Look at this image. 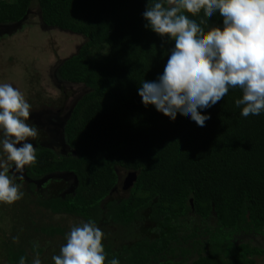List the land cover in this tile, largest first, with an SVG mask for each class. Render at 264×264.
I'll use <instances>...</instances> for the list:
<instances>
[{
  "label": "trees",
  "instance_id": "obj_1",
  "mask_svg": "<svg viewBox=\"0 0 264 264\" xmlns=\"http://www.w3.org/2000/svg\"><path fill=\"white\" fill-rule=\"evenodd\" d=\"M151 2L0 0V23L25 26L37 14L46 26L83 36L79 48L57 64L62 78L89 89L67 122L71 154L58 158L38 143L37 163L28 171L33 179L72 171L78 180L75 193L62 196L55 177L44 191L16 179L24 195L3 218L12 221L10 233L0 227L7 234L10 264H19L21 256L27 264L37 252L42 264H54L52 257L71 229L66 219L55 218L64 213L75 219L72 226L94 221L105 233V264L113 258L120 264H154L172 253L171 241L182 239L179 221L191 204L203 218L214 213L218 222L202 232L207 240L199 239L210 247L209 254L191 264H226L224 249L233 245L236 233L264 234V113L242 117L235 106L242 97L239 88L211 108L198 109L211 117L204 127L189 116L178 113L173 121L153 105L145 107L138 88L163 74L175 46L145 27L143 12ZM202 17L203 12L190 16ZM223 26L217 11L205 27ZM27 101L32 104L30 97ZM41 137L38 132L35 140ZM253 251L247 244L237 246L236 259L238 252Z\"/></svg>",
  "mask_w": 264,
  "mask_h": 264
},
{
  "label": "clouds",
  "instance_id": "obj_2",
  "mask_svg": "<svg viewBox=\"0 0 264 264\" xmlns=\"http://www.w3.org/2000/svg\"><path fill=\"white\" fill-rule=\"evenodd\" d=\"M217 11L223 29L206 30L208 18ZM201 12L199 21L190 18ZM143 17L146 28L175 42L163 74L155 81L143 80L138 88L145 107L153 105L173 121L178 113L189 116L204 127L211 117L198 109L211 108L230 89L239 88L242 97L235 106L241 108L240 115L264 113V0H154ZM30 114L24 94L9 83L0 84V148L6 154L0 157V204L23 198L17 174L22 178L25 166L37 163L29 138L38 135V127L28 123ZM58 215V220L68 217ZM104 236L94 221L72 226L59 254L52 257L54 264H105ZM18 239L13 237V242ZM33 248L38 249L39 242ZM19 264H26V258L21 256ZM31 264H42L39 252ZM108 264L120 261L113 258Z\"/></svg>",
  "mask_w": 264,
  "mask_h": 264
},
{
  "label": "rangeland",
  "instance_id": "obj_3",
  "mask_svg": "<svg viewBox=\"0 0 264 264\" xmlns=\"http://www.w3.org/2000/svg\"><path fill=\"white\" fill-rule=\"evenodd\" d=\"M36 11L34 10V13ZM9 24L14 25L12 30L5 28L0 32V84L9 83L13 87L18 88L24 94L26 100L31 95L45 97L46 92L49 93L47 89L57 91L62 81L60 65L58 64L57 66V61L75 52L83 42L84 37L57 27L46 26L41 22V18L37 14H34L28 25H17V22ZM74 86L81 87V90L79 89L78 93L71 99L66 110L59 112V110L52 109L47 110L46 114L31 111L30 114V118H34L39 123H42L43 126H46L50 130L52 129L54 141L63 147L65 146L60 143H63L62 140L64 143L67 141L66 137L62 139V134L65 133H62L65 125L64 120L69 117L80 95L89 91L88 88H84L82 85ZM43 116H45V119H41ZM35 148L37 154L39 150L37 147ZM76 153L74 151V154ZM55 155L58 158L67 156L61 153ZM30 168L31 166H25L22 178L27 177V172ZM65 175L69 176L67 173L59 174L61 178ZM59 176L57 178H60ZM18 177L20 178L19 174H17ZM123 177L125 179V175ZM41 184L38 185L41 186ZM6 206L7 204H0V227H7L5 229H7V233H10L8 229H11L12 221L8 218H3L7 217L9 213L12 214L13 210L11 209V205ZM5 207L8 209L7 211H5ZM191 209L192 212H195L192 204ZM194 215H184L181 217L183 221L181 225L184 232L182 239L180 238V241H175L176 248L172 253H166L167 255L163 258L160 256L154 264H163L168 260L172 261L171 264H175L183 259L188 264H191L198 257L209 254L210 247H208L207 243H201L199 239L207 240V234L202 232L209 226L215 229L218 226L217 218L214 216V213L207 218H203L197 212ZM61 217V215H58L55 218L61 219ZM74 221L75 219L67 217L64 223L72 227ZM197 228H201V231H197ZM188 235L191 236L187 240L185 237ZM6 238L7 234L0 228V264H10L4 244ZM184 239L187 241H183ZM243 244L249 245L254 251L244 254L238 252L239 258L236 259L237 246ZM227 246L224 249V251H229V253L224 254V259L227 261L226 264H232V262L233 264H264V234L242 231L234 235L233 245L228 244ZM182 248L188 249L192 253L187 255L182 254ZM56 252L58 253V251ZM31 260L27 264H31Z\"/></svg>",
  "mask_w": 264,
  "mask_h": 264
},
{
  "label": "flooded vegetation",
  "instance_id": "obj_4",
  "mask_svg": "<svg viewBox=\"0 0 264 264\" xmlns=\"http://www.w3.org/2000/svg\"><path fill=\"white\" fill-rule=\"evenodd\" d=\"M0 24H1L0 32H2L5 28L7 30H12L14 28V26H5L4 23H0ZM2 25H4V26L2 27ZM1 28H3V29H1ZM57 63H58V61H57ZM57 66H58V64H57ZM61 79H62V81H61L59 89L57 88V91H51L50 89H47L49 91V93L46 92L45 97H41L40 95H31L30 96L31 102H32L31 111H36L38 113L43 112L45 114L47 113V110H52V109L59 110V112L64 111L68 108L67 106L69 105L71 99L75 96V94L78 93L79 89L81 90V87H76L74 85H82L84 88H87L82 83H75V82L69 81L65 78H62V77H61ZM83 94H81L80 97ZM74 107H75V105L73 106L69 117L64 120L65 125H64V128L62 130V133L65 132L66 134L65 133L62 134V139H63V137H66L67 141H66V143H64V141L62 140L63 143H60V144L64 145L65 147L58 145L54 141V138H53L54 132L51 131L52 129L50 130L46 126H43L42 123H39L34 118L33 119L30 118L28 120V123L37 126L38 132L42 135V137L40 138L39 141L35 140L36 138H29V141L30 142L32 141L31 142L32 144L34 142L33 146L37 147L39 151H40V147L42 145V146H45L46 148H48L51 152H53L55 154H60V153L63 155L71 154L70 152H71L72 148L69 145V140H68L69 137H68V133L66 131L67 130L66 128H67V122L71 118ZM41 119H45V116H43V118H41ZM41 119H39V120H41ZM38 143H40L41 145H39ZM64 173L69 174V176L65 175L64 177L61 178L59 176V174H64ZM55 174H57L60 177V178H55L58 180L59 184L60 185L65 184L64 186H62V189L60 192V194L62 196L66 195L68 193H75L76 187L78 186V180H77L76 175L72 171H66V170L65 171H57V172H55ZM23 178L21 179L18 177L17 178L18 182L19 183L24 182V184H26L27 187H31V185H34L36 190L41 189L44 191V188L46 187L45 184H48V186L50 185L49 181L41 184L44 181V179H35V178L33 179L31 177H28V172H27V177H23ZM51 179H53V178H51ZM38 184H41V186ZM194 214H196V211L192 212V209H191L186 215L195 216ZM179 223L183 224L182 218H180ZM171 245L175 246V240L171 241ZM168 252H171V251H168ZM168 252H165V253H168ZM165 255H167V254H165Z\"/></svg>",
  "mask_w": 264,
  "mask_h": 264
},
{
  "label": "water",
  "instance_id": "obj_5",
  "mask_svg": "<svg viewBox=\"0 0 264 264\" xmlns=\"http://www.w3.org/2000/svg\"><path fill=\"white\" fill-rule=\"evenodd\" d=\"M28 17V15H26L25 17H24V19H26ZM18 24L17 25H19V24H21L22 23V21H19V22H17ZM1 25V24H0ZM5 26H14L13 24H4ZM4 25H2V26H4ZM130 174V173H129ZM129 174H127L126 175V177H128V175ZM130 175H134L133 173H131ZM57 174H55V173H53V174H50V175H48V176H46L45 178H44V181L43 182H45V181H47V180H49L50 178H57ZM128 184H129V182H128ZM214 212V211H213Z\"/></svg>",
  "mask_w": 264,
  "mask_h": 264
}]
</instances>
